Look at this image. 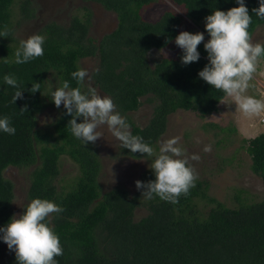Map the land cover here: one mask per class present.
Returning <instances> with one entry per match:
<instances>
[{
	"label": "trees",
	"instance_id": "16d2710c",
	"mask_svg": "<svg viewBox=\"0 0 264 264\" xmlns=\"http://www.w3.org/2000/svg\"><path fill=\"white\" fill-rule=\"evenodd\" d=\"M14 1L0 0V34L8 32L7 37L0 36V118L10 117L16 129L14 135L0 131V228L10 222L14 195L13 182L4 176V168L33 164L28 204L41 198L64 209L50 217L63 247V255L56 257L58 264H264V197L228 206L206 194L207 182L203 179H198L176 204L158 197L144 201L137 193L129 195L123 187L101 192L96 148L74 137L68 127L72 117L66 114L64 105L53 122L56 141L42 143L38 149L34 144L36 114L41 108L47 73L53 69L62 83L68 81L71 87H77L71 73L81 69V57L96 53L99 63L92 72L94 83L113 99L117 111L131 125L132 134L142 136L152 147L165 131L170 112L183 108L205 116L215 111L224 93L198 75L209 62L204 48L208 39L198 46V62L183 65L179 59L161 57L151 66L148 50L161 48L175 38L182 14L165 9L158 18L149 20L141 16L140 10L155 0H99L115 11L118 21L98 43L87 33V16H73L66 26L48 21L37 32L46 38L44 54L17 64L15 52L20 47L12 45L10 30ZM171 1L194 23H201L209 38L205 18L217 9L226 12L239 6L236 0ZM29 4L30 0H21L20 8L26 17L31 12ZM245 5L252 16V36L258 25L264 26V18L252 12L259 8V0H245ZM6 74H12L19 90L24 91L23 99L15 104L12 97L17 89L5 84ZM36 82L40 83V91L32 93L30 89ZM142 96L155 104L148 122L141 126L127 112L138 108ZM25 105L28 111L21 113ZM245 140L250 169L264 184V132ZM125 150L132 156H141ZM62 154L76 162L78 172L71 186L59 191L54 179ZM150 180H155L152 169L140 179L145 183ZM202 197L212 202L205 216L199 215L196 205V198ZM141 204L146 205L147 212L134 219V209ZM2 243L0 239V251ZM8 264H16L15 253Z\"/></svg>",
	"mask_w": 264,
	"mask_h": 264
},
{
	"label": "rangeland",
	"instance_id": "374dc122",
	"mask_svg": "<svg viewBox=\"0 0 264 264\" xmlns=\"http://www.w3.org/2000/svg\"><path fill=\"white\" fill-rule=\"evenodd\" d=\"M20 4L21 0L14 1L10 20V30L14 37L12 45L18 47L22 40L32 34H37L42 25L48 21H55L66 26L73 16L82 19L87 16L89 19L87 33L96 43L104 34L113 30L118 21L115 11L104 9L94 0H30L31 12L27 17L21 12ZM165 9H173L182 14L176 36L182 31L204 32L205 39H210L205 34L201 23H194L171 0H155L143 6L140 14L144 19L154 20ZM86 10L87 12H84ZM175 38L161 48L152 47L148 50L147 59L151 66L161 57L181 60L183 52L176 45ZM252 38L255 42H264V26L258 25ZM161 49H163V53H161ZM98 63L97 53L79 59L80 67L86 69L91 76V85L97 89L101 96H108L94 83L92 78V72L97 68ZM259 65L247 95L264 100V57L259 61ZM88 83L89 81L86 79L85 87ZM62 84L58 73L51 69L45 77L41 93V108L36 114L34 144L37 149L42 143L52 144L56 141L53 122L63 104L57 108L51 93ZM141 100L138 108L128 111L127 114L133 122L142 126L148 122L155 101L148 100L146 96H142ZM261 116L245 115L237 110V105L232 98H227L225 103H220L214 114L205 116H200L191 109L177 108L168 114L165 131L160 135L153 148L158 151L162 141L180 137L179 146L186 150L189 158L193 154L200 156L199 161L190 159V164L196 169L199 179L207 182L206 194L208 196H213L228 206L256 201L264 197V184L261 178L250 169L251 159L246 150L245 139L264 131L260 129L264 125V122L260 121ZM97 131L101 137L95 143H91L96 148L100 160L97 179L101 192L114 187H123L129 195L137 193L143 198L142 190H138L136 187V181L141 179L145 171L151 169L154 157L130 155L107 125L100 126ZM41 137L45 139L42 140ZM206 145L212 146L211 152L203 150ZM33 166V164L8 165L3 170L4 176L13 182L12 216L22 214L29 202L27 190ZM77 172L76 162L68 155L62 154L59 158V173L54 179L57 189L59 191L68 189ZM143 200L145 201V198ZM196 205L199 215L205 216L212 202L208 198H196ZM146 212L145 204L138 205L134 209L133 218L138 219ZM14 253L3 241L0 264H8Z\"/></svg>",
	"mask_w": 264,
	"mask_h": 264
},
{
	"label": "clouds",
	"instance_id": "9594fccd",
	"mask_svg": "<svg viewBox=\"0 0 264 264\" xmlns=\"http://www.w3.org/2000/svg\"><path fill=\"white\" fill-rule=\"evenodd\" d=\"M238 7L228 11L215 10L205 18L206 31L210 39L204 43L208 53V64L198 75L214 89L224 93L221 103L232 98L237 110L247 116L259 117L264 114V100L247 95L251 82L258 71L259 61L264 57V44L255 42L249 32L252 16L245 5V0H236ZM259 8L252 9L258 17L264 18V0H259ZM5 31L0 36L7 37ZM46 38L40 34H32L21 41L20 48L15 52V62L24 64L44 54L43 45ZM204 32L191 33L182 31L175 38L176 45L182 49L181 62L189 65L200 60L198 46L204 42ZM170 42V41H169ZM163 53V49H161ZM77 81V87H71L68 81L51 93L57 108L64 105L66 114L71 116L68 127L75 138L85 145L95 143L101 134L97 131L100 126L107 125L113 135L121 142L123 148L142 156L154 157L151 169L155 180L147 183L136 181L138 190H142L145 199H159L176 204L181 195L187 196L190 189L195 187L199 175L190 164L199 161L200 156L193 154L188 157L186 150L179 146L180 137L162 141L159 150L145 142L142 136L133 135L127 118L118 111L110 96L103 95L90 83L91 76L86 69H78L71 73ZM5 84L16 88L12 103L23 99L19 83L12 74H6ZM88 80L86 91L85 80ZM40 83L32 84L30 91H40ZM27 105L21 113L27 112ZM82 119L78 123L77 120ZM0 131L14 135L10 117L0 118ZM199 142V141H197ZM205 152H211L212 146L206 145ZM64 209L48 199H33L22 214H15L10 222L0 228V236L10 251L15 252L16 264H58L56 257L63 255V247L59 235L51 224L53 213H62Z\"/></svg>",
	"mask_w": 264,
	"mask_h": 264
},
{
	"label": "crops",
	"instance_id": "0c3cea01",
	"mask_svg": "<svg viewBox=\"0 0 264 264\" xmlns=\"http://www.w3.org/2000/svg\"><path fill=\"white\" fill-rule=\"evenodd\" d=\"M261 60H262V58H261ZM260 60V61H261ZM260 66V65H259ZM259 66H258V68H259ZM223 99V98H222ZM221 99V100H222ZM221 100H220V102H219V104H218V107H217V109L215 110V111H213V112H211L210 114H214L217 110H218V108H219V106H220V103H221ZM261 121V120H260ZM261 122H264V121H261ZM260 127V126H259ZM261 130L263 129L264 130V125L263 126H261V128H260ZM264 132V131H263Z\"/></svg>",
	"mask_w": 264,
	"mask_h": 264
},
{
	"label": "flooded vegetation",
	"instance_id": "af4514ba",
	"mask_svg": "<svg viewBox=\"0 0 264 264\" xmlns=\"http://www.w3.org/2000/svg\"><path fill=\"white\" fill-rule=\"evenodd\" d=\"M94 1H95L97 4H99V5L101 4V6H103L104 9L109 10V9L106 8V7H105V6H104L99 0H94ZM21 12H22V10H21ZM84 12H87V10L84 11ZM42 26H43V25H42ZM111 31H112V30H111ZM99 40H100V39H99ZM99 40H98V41H99ZM98 41H97V42H98ZM102 91H103V90H102Z\"/></svg>",
	"mask_w": 264,
	"mask_h": 264
},
{
	"label": "built area",
	"instance_id": "2783aa9c",
	"mask_svg": "<svg viewBox=\"0 0 264 264\" xmlns=\"http://www.w3.org/2000/svg\"><path fill=\"white\" fill-rule=\"evenodd\" d=\"M260 119H261V121H264V115H262Z\"/></svg>",
	"mask_w": 264,
	"mask_h": 264
}]
</instances>
